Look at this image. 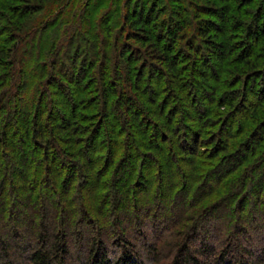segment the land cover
Here are the masks:
<instances>
[{"label":"trees","instance_id":"obj_1","mask_svg":"<svg viewBox=\"0 0 264 264\" xmlns=\"http://www.w3.org/2000/svg\"><path fill=\"white\" fill-rule=\"evenodd\" d=\"M216 1L221 2L216 13L217 8L194 5L200 10L195 18L183 6L190 0H170L173 8L159 2L161 7H152V0H127L123 14L115 12L113 25V15L94 19L103 0H0V264H65L66 242L56 223L64 211L63 201L46 206L49 191L54 196L60 186L78 185L93 174L102 177L100 189L110 190L122 179L117 165L127 159L134 157V169L142 157L153 159L160 168L152 151L176 167L185 161L188 181L195 176L204 188L208 216L227 206L232 209L240 199L241 205L249 203L250 193H244L252 186L261 187L256 202L264 196V0H236L235 5L233 0ZM167 10L173 15L171 22L165 19L159 24L160 14ZM202 13L208 17H200ZM165 30L169 38L162 43L159 37ZM245 37L248 45L243 47ZM212 68L219 82L204 98L215 107L204 108L207 119L183 142L191 155L183 157L176 137L185 128L183 117H191L186 106H195L185 85L191 81L202 91ZM31 91L34 96L28 99ZM242 91L246 94L240 100ZM249 94L256 97L244 108ZM60 97L70 98V110ZM122 108L124 122L113 120V111ZM133 130L142 133L140 141ZM25 147L31 149L30 168L33 163L40 167L42 177L25 172L23 181L32 189L42 183L40 191L23 189L21 180L12 181L19 164L29 162ZM86 155L96 157V164L84 162ZM131 176L132 172L125 178L126 196L131 194ZM213 176L215 182L210 183ZM22 190L27 191L25 196ZM38 198L44 206L34 218L25 215L24 223L18 205ZM105 198L108 202V195ZM17 225L30 233L39 230L33 246ZM91 242L93 264H144L125 247L122 256L111 262L97 251L104 242ZM160 242L151 248L153 255ZM229 248L217 258L203 241L197 252H207L211 262L234 264L237 256ZM24 251V261L14 259V252L19 257ZM190 251L189 247L175 259L167 257L165 264H198Z\"/></svg>","mask_w":264,"mask_h":264},{"label":"rangeland","instance_id":"obj_2","mask_svg":"<svg viewBox=\"0 0 264 264\" xmlns=\"http://www.w3.org/2000/svg\"><path fill=\"white\" fill-rule=\"evenodd\" d=\"M110 1L111 0H103L101 4L102 6L100 8L98 6L99 9L94 13V19L96 22L99 21V18L113 15L111 16L110 24L112 23L115 25V12H117L119 16L123 14L124 8H126L125 2L127 0H113V4H111ZM114 1L117 3H114ZM233 1L234 5L237 4L236 0ZM157 2L168 4L169 6L167 7L173 8V4L170 0H152V7H155V5L161 7V5H157ZM217 3L216 0H199L198 2L197 0H190L189 4H183V6L188 10H191L194 13L195 18H197L196 13L199 9L197 10V6L194 5H199L205 8L210 7L208 9L212 10L217 8L221 2L219 4ZM119 5L122 6L119 7ZM168 11L169 10L166 11L167 13L160 14V17L158 18L159 20H157L159 24L165 19H168L169 23L171 22L170 20H172L171 18H173V15L171 13L169 14ZM217 11L218 8L217 10L215 9V13ZM200 17L206 18L208 15L202 13ZM211 17L213 21H216V23L221 25L222 22L219 18L216 16ZM161 36L159 37V40L162 39V43H164V40L167 41L169 38L168 30H165ZM245 39L247 38L245 37L243 39V47L248 45V41ZM210 74L211 78L208 85L202 84V91L196 89L191 81L189 84L187 83L185 85V90L189 96H192L195 106H186L191 117H183L185 128L180 129L181 132H179L178 137H176L179 142L178 144L182 145V152L184 153L183 157L191 156L187 153L189 149L187 146H183V142L187 137L192 135L193 129H202L201 123L207 119L204 120V108L208 104H210L211 108L215 107V104L211 102V99L205 100L204 98H208L211 93V86L219 82L218 79L215 78L216 71L214 68H212ZM54 89L55 88L52 87L50 88V91L53 92ZM33 92L34 91L29 92L28 95L31 97H28V99L33 98ZM201 92H204V94L201 95ZM245 94H243L242 91L240 100H242L243 95ZM254 97L256 96L249 94V101L247 100V97L244 98L246 101L244 108L250 106V102L255 99ZM60 99L64 102V107L70 110L72 106L70 98L65 99L60 97ZM182 102L185 103L183 100ZM64 107H62V109ZM219 108L222 107L220 106ZM66 109L63 111H66ZM220 110L224 111L225 109ZM112 118L117 122H124L123 108L120 112L113 111ZM210 119L211 118L209 117L208 120ZM221 125L222 123L218 124V127ZM133 132L136 134L137 141H140L142 139V133H137L134 130ZM102 139H104V137H101V139L99 138L97 145H100ZM161 143L163 142L161 141ZM26 148L27 147H25V151L29 156V162L25 163V165L19 164L18 172H16V176L14 175L12 181L21 180L20 186H22L23 189H32L30 184L23 181L25 172L27 175L31 176L32 174H36L39 178L42 177V174L40 167L34 166V163L32 164L33 168H30L31 149L30 147ZM165 148H167V145H165ZM152 153L151 156L156 157L158 162H161L160 168L156 165L153 159L151 160L148 157H142L139 164L134 169V157L127 159L124 164H120V166L117 165V168L120 167L119 173L122 176V179L116 180L112 183V186L110 187V190L112 189V191L108 189H100L98 185L100 183L102 184V177L94 174L93 176L89 175V177L85 176L82 178L80 183L77 182L78 185L72 186V184H70L64 188L60 186L58 193L54 196H52L49 191L50 199H45L46 206L55 205L58 200L63 201L64 211L61 216L60 214L58 215L60 223L57 219L56 223L58 225L57 233H59L60 236L64 235V237H61L66 242L65 255H67V259L65 264H93L94 262L90 260V254L92 253V247L94 246V242H91V240L94 239H96L97 242H104L103 245L101 244L100 247H98V250L95 249V251L97 250L98 253L100 252L103 256L107 255L106 257L109 258L111 262L118 260V258L122 256L123 250L126 248L133 253L134 258L140 257L144 264H165L166 260L169 259L167 257L173 256L175 259L181 254V252H184L186 248L189 249L190 247L194 256L198 258V264H219V261L216 263L215 261L211 262V260H208L209 258L207 259L206 256L208 254L207 252H205V254L202 252L199 254V252H197L199 247H201V242L207 241L209 246L213 248V251L216 253L217 258L218 255L228 247V245H231V248L229 249L233 250V257L236 258L237 256L234 264H259L257 261L258 257L262 259V264H264V203H261V200L264 202V196H261L257 202L255 199V196L259 192L257 189H260L261 187L256 185L246 190V193H244L245 195H249L250 193L248 200L249 203L246 205H241L240 199L235 203L232 209L230 206H227L221 210L219 209L218 211H215L214 216H208L206 212L207 207L205 205L208 199L204 200V188L201 185V182H196V180H194L196 179L195 176L188 181L189 169L185 165V161L181 162L183 166L178 165L176 167L175 165L166 163L164 155L159 151H152ZM133 155H136V152H133ZM94 156H96V154ZM84 157V162L86 161L92 165L96 164V157L89 159L87 158V155ZM161 160L164 161V163ZM83 172L84 171L81 170V173ZM131 172V180L129 179V182H131L132 185L131 194L126 196L124 182L127 174ZM215 179L216 177L213 176L208 180L210 183H214ZM35 186L34 188L37 191L43 189L42 183H38ZM22 192L24 196L27 193V191L24 190H22ZM106 195L109 197L108 202H104L105 199H107L105 198ZM94 196L96 198H94ZM33 198H35V194ZM39 199L40 198L25 200L22 205H18V208L21 211L19 214L20 219L24 221V223L26 220L25 215L34 218V215L37 212H40V209L44 206L42 200ZM82 203L84 206H82ZM27 207H29L30 210L27 209ZM82 207H85V210L89 212L90 217L89 214L88 216L84 214ZM250 207H252V209L249 211ZM245 209L248 210L244 212ZM230 218L233 219L227 225ZM86 222H89L90 226L85 224ZM198 223L200 226L197 227ZM28 224L30 225L29 222ZM12 225H14V223H12ZM228 226L229 231H226L225 229ZM230 228L232 229L230 230ZM17 229L19 234L23 235L22 237L25 241H28L32 246L35 244L36 236L39 233L37 228H35L34 233H30L27 228L18 227V225ZM226 232H228V234H226ZM10 235L13 237L14 233L10 231ZM225 235L226 237L224 238ZM7 238L9 243H11L12 239L9 236H6V240ZM158 240L161 241L160 247H156L159 255L158 253L153 255V253H151V248ZM64 241L63 243L65 244ZM260 252H262L261 257L259 255ZM26 254L27 251H24L23 254L17 257L14 252L13 257L14 259H18L19 262H22L24 261V256ZM154 256L157 257L154 258ZM228 257L230 258L232 256L229 255ZM229 261L230 259L228 262ZM223 264H227V262H224Z\"/></svg>","mask_w":264,"mask_h":264}]
</instances>
